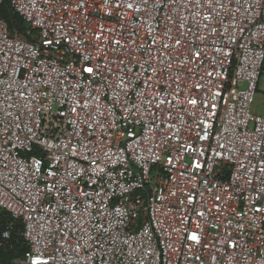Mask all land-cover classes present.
Wrapping results in <instances>:
<instances>
[{
  "label": "built area",
  "instance_id": "2783aa9c",
  "mask_svg": "<svg viewBox=\"0 0 264 264\" xmlns=\"http://www.w3.org/2000/svg\"><path fill=\"white\" fill-rule=\"evenodd\" d=\"M10 6L27 27L0 16L16 264H264V0Z\"/></svg>",
  "mask_w": 264,
  "mask_h": 264
},
{
  "label": "trees",
  "instance_id": "16d2710c",
  "mask_svg": "<svg viewBox=\"0 0 264 264\" xmlns=\"http://www.w3.org/2000/svg\"><path fill=\"white\" fill-rule=\"evenodd\" d=\"M0 16L7 22L11 34L17 29L21 34L27 33V27L22 19L12 10L10 0H2L0 4ZM0 263L16 264V261L23 258L27 247L20 235L21 224H16L12 229L9 225L12 222L11 215L6 211H0ZM9 232L10 238L5 239L3 235Z\"/></svg>",
  "mask_w": 264,
  "mask_h": 264
},
{
  "label": "rangeland",
  "instance_id": "374dc122",
  "mask_svg": "<svg viewBox=\"0 0 264 264\" xmlns=\"http://www.w3.org/2000/svg\"><path fill=\"white\" fill-rule=\"evenodd\" d=\"M251 112L253 115H264V75L260 79L258 92L255 96ZM0 215H2L1 212Z\"/></svg>",
  "mask_w": 264,
  "mask_h": 264
},
{
  "label": "snow or ice",
  "instance_id": "6c2138e0",
  "mask_svg": "<svg viewBox=\"0 0 264 264\" xmlns=\"http://www.w3.org/2000/svg\"><path fill=\"white\" fill-rule=\"evenodd\" d=\"M86 71H89V72H91L92 71V69L91 68H89V69H86ZM190 103L191 104H193V105H195L197 102H196V100L195 99H192L191 101H190ZM195 238V237H194ZM36 264H39V262L37 261L36 262Z\"/></svg>",
  "mask_w": 264,
  "mask_h": 264
}]
</instances>
